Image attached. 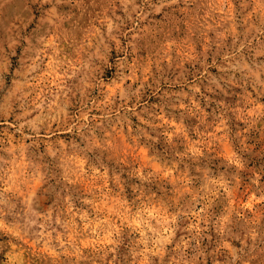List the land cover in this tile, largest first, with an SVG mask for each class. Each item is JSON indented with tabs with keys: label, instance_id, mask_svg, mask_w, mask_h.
<instances>
[{
	"label": "rangeland",
	"instance_id": "rangeland-1",
	"mask_svg": "<svg viewBox=\"0 0 264 264\" xmlns=\"http://www.w3.org/2000/svg\"><path fill=\"white\" fill-rule=\"evenodd\" d=\"M0 264H264V0H0Z\"/></svg>",
	"mask_w": 264,
	"mask_h": 264
}]
</instances>
